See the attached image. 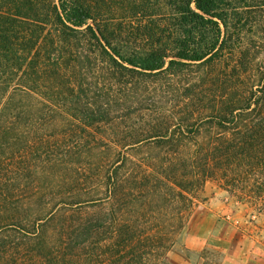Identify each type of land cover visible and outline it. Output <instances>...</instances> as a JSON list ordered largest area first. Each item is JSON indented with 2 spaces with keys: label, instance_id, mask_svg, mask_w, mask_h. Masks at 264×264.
I'll return each instance as SVG.
<instances>
[{
  "label": "trees",
  "instance_id": "trees-1",
  "mask_svg": "<svg viewBox=\"0 0 264 264\" xmlns=\"http://www.w3.org/2000/svg\"><path fill=\"white\" fill-rule=\"evenodd\" d=\"M213 177L264 200V0H0V264H169Z\"/></svg>",
  "mask_w": 264,
  "mask_h": 264
},
{
  "label": "rangeland",
  "instance_id": "rangeland-1",
  "mask_svg": "<svg viewBox=\"0 0 264 264\" xmlns=\"http://www.w3.org/2000/svg\"><path fill=\"white\" fill-rule=\"evenodd\" d=\"M104 127L106 136L116 130ZM166 258L169 264H264V200L231 190L220 177L208 179Z\"/></svg>",
  "mask_w": 264,
  "mask_h": 264
}]
</instances>
